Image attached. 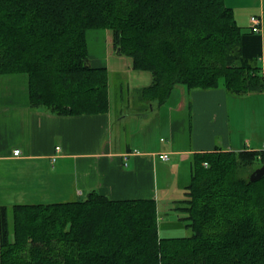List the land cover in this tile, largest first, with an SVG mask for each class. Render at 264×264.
<instances>
[{
	"label": "trees",
	"instance_id": "trees-1",
	"mask_svg": "<svg viewBox=\"0 0 264 264\" xmlns=\"http://www.w3.org/2000/svg\"><path fill=\"white\" fill-rule=\"evenodd\" d=\"M92 29L150 72L138 91L147 102H166L179 83L264 90L260 31L242 30L224 0H0V75H25L30 107L106 112V67L87 57ZM262 165L264 148L197 155L173 206L189 235L160 236L153 199L92 190L0 205V264H264V173L249 179Z\"/></svg>",
	"mask_w": 264,
	"mask_h": 264
},
{
	"label": "crops",
	"instance_id": "crops-1",
	"mask_svg": "<svg viewBox=\"0 0 264 264\" xmlns=\"http://www.w3.org/2000/svg\"><path fill=\"white\" fill-rule=\"evenodd\" d=\"M224 2L234 10L235 0ZM251 5L264 56V0ZM142 75L123 78L125 90L119 84L113 100L108 91L106 112L79 115L30 107L25 75H0V205L81 199L94 190L110 199H153L161 220L184 197L197 155L264 148V90L234 94L222 85L179 83L156 104L131 95L151 82Z\"/></svg>",
	"mask_w": 264,
	"mask_h": 264
},
{
	"label": "rangeland",
	"instance_id": "rangeland-1",
	"mask_svg": "<svg viewBox=\"0 0 264 264\" xmlns=\"http://www.w3.org/2000/svg\"><path fill=\"white\" fill-rule=\"evenodd\" d=\"M237 1H240V3ZM251 3L252 0H235V2H233L235 19L241 26L242 30L249 29V13L254 11V9H252L253 6ZM105 30L106 29H92L87 31V57L88 60H90L93 64L100 63V65L106 66L107 78L110 80L108 81L107 90L109 91L111 100H113V94L118 96L117 92L119 89V84L121 85L122 90H125L126 83L124 82L123 78H134L133 76L136 74V72H142L144 74L142 76H145V74H150V72L148 70H139L132 67L130 68L129 57L125 54L117 53V48H114L111 42L106 40ZM106 53L107 58L105 57ZM131 80L130 84L132 85L133 83ZM132 91L133 90L130 91L132 97H137V95H139V93ZM179 215L180 214L173 209L172 211L168 212V214L161 216L163 219L160 220L158 219L157 214V227L160 236H181L190 234V230L188 228L185 229V227H183L180 223L181 220L180 218L178 219Z\"/></svg>",
	"mask_w": 264,
	"mask_h": 264
},
{
	"label": "built area",
	"instance_id": "built-area-1",
	"mask_svg": "<svg viewBox=\"0 0 264 264\" xmlns=\"http://www.w3.org/2000/svg\"><path fill=\"white\" fill-rule=\"evenodd\" d=\"M249 21V28L254 31V32H259L261 29V20L260 17L257 15H250L248 18ZM260 60L263 62L264 61V56H260ZM60 149L59 146H55V151L57 152ZM14 155H18L20 154V150L18 148H14L12 150ZM134 152H137V150H135ZM55 154H53L51 156V160L53 161L55 159ZM124 161L127 159V153L123 155ZM161 159L163 160H167L168 159V155L166 153H163L161 155ZM124 164H126V162H124ZM204 165H206L205 162H203Z\"/></svg>",
	"mask_w": 264,
	"mask_h": 264
},
{
	"label": "water",
	"instance_id": "water-1",
	"mask_svg": "<svg viewBox=\"0 0 264 264\" xmlns=\"http://www.w3.org/2000/svg\"><path fill=\"white\" fill-rule=\"evenodd\" d=\"M117 51H119V48H117ZM264 173V165L255 168L254 170H252L249 174V179L250 180H256L259 177H261Z\"/></svg>",
	"mask_w": 264,
	"mask_h": 264
}]
</instances>
